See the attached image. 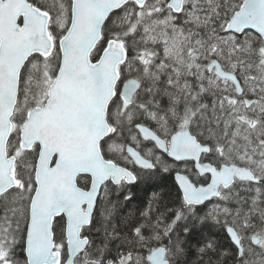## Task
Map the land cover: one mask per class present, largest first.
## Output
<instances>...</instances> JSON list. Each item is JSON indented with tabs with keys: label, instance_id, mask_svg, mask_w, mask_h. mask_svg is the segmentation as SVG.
I'll return each mask as SVG.
<instances>
[{
	"label": "snow or ice",
	"instance_id": "1",
	"mask_svg": "<svg viewBox=\"0 0 264 264\" xmlns=\"http://www.w3.org/2000/svg\"><path fill=\"white\" fill-rule=\"evenodd\" d=\"M0 264H264V0H0Z\"/></svg>",
	"mask_w": 264,
	"mask_h": 264
},
{
	"label": "trees",
	"instance_id": "2",
	"mask_svg": "<svg viewBox=\"0 0 264 264\" xmlns=\"http://www.w3.org/2000/svg\"><path fill=\"white\" fill-rule=\"evenodd\" d=\"M174 187V181L171 176L161 175L159 177L154 178L152 181H148L146 183H142L133 188V192L135 194L136 199H134L131 203L124 205L119 211L121 215L126 214L130 210H133L137 206L141 205L142 202L146 201L148 196L151 194L153 189L159 190L163 188L165 191L172 190ZM122 199V197H121ZM205 231L210 235H215V237L222 244H226L227 240L225 235L220 232H216L214 229L209 230L205 229Z\"/></svg>",
	"mask_w": 264,
	"mask_h": 264
}]
</instances>
